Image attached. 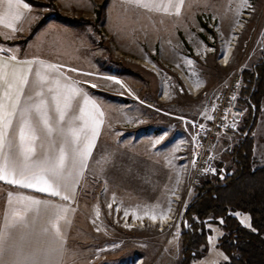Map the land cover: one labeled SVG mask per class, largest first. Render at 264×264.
<instances>
[{"label":"rangeland","instance_id":"374dc122","mask_svg":"<svg viewBox=\"0 0 264 264\" xmlns=\"http://www.w3.org/2000/svg\"><path fill=\"white\" fill-rule=\"evenodd\" d=\"M195 1L191 16L186 18L129 6L117 8L105 4L108 0L102 4L92 0L94 10L90 12L64 8L58 0H43L41 14L47 16L46 20L82 27L89 33V41H80L79 46L73 41H53V45L51 41H32L27 51V41H0V46L17 48L22 56L38 54L67 65L69 81L89 97L86 111L102 121L93 155L70 201L73 211L66 238L76 264H132L137 258L142 264H179L180 223L195 194L194 185L204 177L222 178L234 170L229 150L243 137L250 119L249 108L240 100L242 73L261 57L264 0H248L246 7L242 0ZM77 11L85 12V16L74 17ZM64 33L66 37L67 31ZM226 47L230 58L227 66H221L218 60ZM179 69L190 79L189 86L184 85ZM236 69L240 76L238 101L245 109L239 137L213 146L210 167L196 182L188 180L194 149L188 139L194 123L208 119L216 88ZM103 74L118 77L121 84ZM161 136V142L154 144ZM250 136L253 166L263 165L264 96ZM125 210L129 212L127 217ZM169 210L172 220L162 225L160 221ZM133 213L147 217L145 225ZM240 214V222L247 218L242 224L249 225V216ZM150 215H156L159 222L153 223ZM135 223L139 225L133 227ZM211 230L193 264L227 260L218 247L222 231L217 227Z\"/></svg>","mask_w":264,"mask_h":264},{"label":"snow or ice","instance_id":"6c2138e0","mask_svg":"<svg viewBox=\"0 0 264 264\" xmlns=\"http://www.w3.org/2000/svg\"><path fill=\"white\" fill-rule=\"evenodd\" d=\"M123 2L129 6L141 7L150 11L167 12L169 10L167 5L161 8L158 0H123ZM169 2L171 3V0ZM183 2L184 0H178V4L175 5L177 15L180 12L179 5ZM3 4H6L9 10L15 9L14 13H11L12 22L6 24L15 31L13 22L21 19L23 15L21 9L28 10L29 5L24 0H0V5ZM247 4L248 0H242L243 7ZM9 15V12L0 14V23H5ZM17 51L0 46V182L35 189L41 193H48L51 197H59L65 202L73 200L75 185L83 176V170L88 167V160L93 155V147L102 121L96 119L91 112H87L85 107L80 106L81 100L78 97L82 98L85 105L89 103V97L82 88L76 87L74 81L62 84L59 78L53 77L51 80L53 87H50L48 92L53 94L51 99L55 103L58 120L67 125L66 128L57 127L56 130L67 146L68 152L66 153L65 147H61L58 155H49L43 151L37 155L36 149L32 146L36 139L32 118L37 115L41 116L48 133H51L53 128L49 127L47 114L43 111L47 103L46 97L41 92H37L36 95L41 96V99L36 102L31 94L25 92V86L43 88L47 77L42 73L45 70L55 73L58 69L56 65L45 64L43 61H20L16 55ZM188 63L191 64L192 61L189 60ZM33 64L39 67L33 70L31 67ZM33 71L35 79L30 84L28 73H33ZM114 82L121 83L119 80ZM21 97H24L23 103ZM70 110L71 115H69ZM77 110L79 115L75 114ZM99 115L103 116V113L100 112ZM207 118L212 119L211 116ZM14 120L19 129L20 144L18 146L13 140L8 139L9 129H13ZM78 122L83 123L78 124ZM163 138L161 136L153 143L158 144ZM6 146L7 152H5ZM9 197L11 199V194ZM20 199L27 201L28 210L37 216L42 211L51 210V215L54 217L52 228L58 234L61 231V221L70 223L67 218L70 209L66 205L53 203L50 199H35L31 196H23ZM108 207L111 208L112 204ZM96 214L97 217L100 215L98 207ZM127 214L125 210V215ZM15 215L23 218L19 213ZM236 215L241 214L236 213ZM135 218L142 219L143 217L136 216ZM150 218L155 220L156 216L153 215ZM246 220L247 218H244L241 223H245ZM219 223L223 224L224 221L221 219ZM246 226L249 225L246 224ZM211 239L210 237V242Z\"/></svg>","mask_w":264,"mask_h":264},{"label":"trees","instance_id":"16d2710c","mask_svg":"<svg viewBox=\"0 0 264 264\" xmlns=\"http://www.w3.org/2000/svg\"><path fill=\"white\" fill-rule=\"evenodd\" d=\"M26 1L39 4L35 0ZM46 19V15L40 14L25 40ZM262 42L261 57L242 73L244 86L240 100L249 108L250 119L243 137L229 150L234 170L222 178L219 175L204 177L194 185L195 194L185 207L180 223L179 264H193L200 247L207 243L211 227L222 231L218 247L227 260L221 264H264V164L253 166V138L250 136L264 96V31ZM235 212L247 214L249 226L243 225ZM221 219L223 224L219 223Z\"/></svg>","mask_w":264,"mask_h":264},{"label":"crops","instance_id":"0c3cea01","mask_svg":"<svg viewBox=\"0 0 264 264\" xmlns=\"http://www.w3.org/2000/svg\"><path fill=\"white\" fill-rule=\"evenodd\" d=\"M42 1L43 0H37L39 4H31L24 0L25 3L29 5L28 10L21 9L23 12V15L21 16V19L18 21H14V27L15 31L12 30V28H9L6 26L8 22L11 21V13H14L15 9L9 10L6 4L0 5V14L9 12L10 15L6 18L5 23H0V41H27L25 46V51L28 50L29 45L32 44V41H42L47 42L51 41H73L76 43V45L79 46L80 41H89V33L86 31L83 32V28L77 27L75 24L68 25L61 22H58L53 19H48L45 21V23L28 39L25 40V37L29 33V30L31 26L35 23L39 15L42 13ZM59 3L62 5V7L67 9H79L82 11H93L92 6V0H58ZM95 3L102 4L103 0H93ZM158 2L161 4V8L164 6H168L169 10L167 12L165 11H150L149 9L136 7V6H129L123 2V0H108L105 4L112 5L113 7L116 5L118 6H124V7H131V8H137L139 10H143L146 12L154 13L156 15H162V16H169V15H176L175 5L178 4V0H171V3L169 0H158ZM195 0H184L183 4L179 5L180 12L178 16H191L190 13L195 8ZM119 10H117L118 12ZM75 27V28H74ZM82 33L80 34V31ZM63 31H67L68 34H66V37L62 36ZM64 33V34H65ZM50 43V42H48ZM50 43V44H51ZM83 43V42H82ZM18 43H15L14 47L18 46ZM41 44V43H40ZM53 45V43H52ZM2 46V44H1ZM17 49V48H16ZM20 51V50H19ZM24 51V50H23ZM10 55V54H9ZM16 55L20 61L24 60H34V61H43L45 64H53L57 66L58 71L55 73H49L46 70L42 73L47 77V80L44 83L43 88L40 87H29L25 86V92L28 94H31L33 99L36 102H39L41 99V96H37V92H41L44 97H46L47 103L43 111L47 114L48 120H49V127L53 128V131L51 133L47 132V129L43 125V120L41 116L37 115L32 118V127L35 129V137L36 139L33 141L32 146L36 149V154L39 155L42 151L49 154V155H58L59 150L61 147H65L66 153L68 152L67 146L63 143L62 138L57 133V127H64L66 128L65 122H60L58 120V113L55 110V103L52 101V93L48 92V89L50 87H53L51 80L53 77H57L60 79L62 84L70 83L69 78L70 74L67 72V65L63 63H58L57 58H46L45 56L39 57L38 54L32 55V57L29 58V54H24L23 56L20 55V53L16 52ZM60 59V58H59ZM33 70H35L39 65L33 64L31 66ZM80 73L90 75L91 72L89 71H81ZM104 75V74H103ZM102 76V75H101ZM28 78L31 82L35 79L34 77V71L33 73H28ZM78 99L81 100L80 106L85 107V110L89 111V103L85 105L83 103L82 98L78 97ZM24 97H21V101L23 103ZM75 106V102H74ZM90 108H92V105L90 104ZM93 109V108H92ZM71 110L69 111V115H71ZM76 115H79V111L77 110ZM67 120V117H66ZM83 122H78V124H82ZM8 139L13 140L15 144L18 146L20 144L19 140V129L16 126V122L14 120L13 129H9ZM71 137L69 136V140ZM8 151L7 146L5 147V152ZM9 194H11V199L9 197ZM23 196H31L35 199H50L53 203H58L62 205H66L70 210L67 214V218L70 219L72 215V209L70 205L69 200L67 202L60 200L59 197H51L48 193H41L35 189L31 188H23L16 185H9L4 182H0V226H3L6 222H11L12 220H15L19 218L16 216V213H19L20 216H24L26 214H31L32 212L28 210V202L21 200L20 197ZM51 214V210L48 212ZM60 227L63 230V232L66 234L68 230L67 223H64L61 221ZM67 236V234H66Z\"/></svg>","mask_w":264,"mask_h":264},{"label":"clouds","instance_id":"9594fccd","mask_svg":"<svg viewBox=\"0 0 264 264\" xmlns=\"http://www.w3.org/2000/svg\"><path fill=\"white\" fill-rule=\"evenodd\" d=\"M22 217L0 226V264H76L66 234L53 230L51 214Z\"/></svg>","mask_w":264,"mask_h":264},{"label":"built area","instance_id":"2783aa9c","mask_svg":"<svg viewBox=\"0 0 264 264\" xmlns=\"http://www.w3.org/2000/svg\"><path fill=\"white\" fill-rule=\"evenodd\" d=\"M79 14L85 16V12L78 11L72 15L78 17ZM228 61H221V58L218 60L221 66H227ZM238 72L236 69L235 73L216 88L210 112L212 119H207L204 123L198 121L194 123V130L188 139L194 146L188 180L196 182L199 176L210 167L213 146L239 137V125L245 116V109L238 101L240 84ZM178 88L180 93L184 92L181 85Z\"/></svg>","mask_w":264,"mask_h":264},{"label":"bare ground","instance_id":"6f19581e","mask_svg":"<svg viewBox=\"0 0 264 264\" xmlns=\"http://www.w3.org/2000/svg\"><path fill=\"white\" fill-rule=\"evenodd\" d=\"M242 16H244V17H248L249 15L248 14H246V13H242ZM237 31H239L238 29L237 30H235V32H237ZM233 44V43H232ZM235 44V43H234ZM233 50V49H232ZM230 49H229V47H226V50H225V52L222 54V55H220V57H222L221 58V61H226V60H228L230 57ZM134 62H136V63H138V64H141L142 66H143V64H142V62L140 61V60H138V59H135L134 60ZM220 63V65H222L221 64V62H219ZM146 66V65H145ZM150 68H152L151 66H149ZM147 68V67H146ZM179 68V67H178ZM179 73H180V77L182 78V81H183V83H184V85H186V86H189L190 84H191V82H190V79L188 78V76H187V74L186 73H184V72H182V70L181 69H179ZM103 77L104 78H106V79H108V80H110V81H112V82H114L115 80H119V81H121L118 77H116V76H113V75H103ZM115 83V82H114ZM121 84V83H120ZM91 85V84H90ZM92 86V85H91ZM161 101H162V99H160ZM173 200L175 201V200H177V193H175L174 194V198H173ZM170 209H172V208H170ZM170 211L171 210H169V214H168V217H167V214L165 215L166 216V218H169V219H166V218H162L161 219V224L162 225H166V222H171V220L172 219H170ZM129 213V212H128ZM125 215V214H124ZM128 215V214H127ZM127 215H125V217H127ZM136 216V215H135ZM134 216V217H135ZM151 216H153V215H150V217ZM156 216V215H155ZM164 216V217H165ZM140 217H143V216H140ZM160 217V216H159ZM129 218L130 217H128V221L127 222H129ZM144 219H147V217H143L142 219H139L140 220V222H142L144 225H145V223H144ZM149 220H151L150 218H148ZM138 220V221H139ZM153 223H156V222H159V220H158V217H156V219L155 220H151ZM148 223H149V221H148ZM139 224L138 223H136L135 225H133V227H135V226H138ZM132 264H142V261L141 260H139L138 258L136 259V260H134L133 262H132Z\"/></svg>","mask_w":264,"mask_h":264}]
</instances>
